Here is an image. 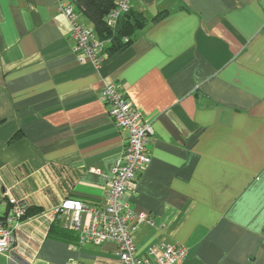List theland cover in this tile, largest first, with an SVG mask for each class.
Masks as SVG:
<instances>
[{
  "label": "crops",
  "instance_id": "0c3cea01",
  "mask_svg": "<svg viewBox=\"0 0 264 264\" xmlns=\"http://www.w3.org/2000/svg\"><path fill=\"white\" fill-rule=\"evenodd\" d=\"M59 2L71 0H0V220L11 199L33 211L0 264H119L112 243L47 237L62 201L102 207L127 138L99 97L108 83L151 131L150 163L123 199L152 216L135 251L264 264V0H132L146 25L100 70L73 54Z\"/></svg>",
  "mask_w": 264,
  "mask_h": 264
},
{
  "label": "built area",
  "instance_id": "2783aa9c",
  "mask_svg": "<svg viewBox=\"0 0 264 264\" xmlns=\"http://www.w3.org/2000/svg\"><path fill=\"white\" fill-rule=\"evenodd\" d=\"M132 0H115L114 8L106 18L108 28L131 10ZM59 12L67 19L73 42L72 51L79 62L88 61L100 70L107 55L104 42L99 40L91 26L80 23L78 10L70 3L59 2ZM99 97L107 106L113 123L127 132L122 153L115 159L110 175L105 177L102 207H93L77 199H66L48 212L51 222H59L64 230L76 234V245L99 246L112 243L119 264H177L185 257V248L176 244L149 245L137 253L132 236L139 224L151 223L152 216L135 213L123 199L136 193V182L150 163L149 140L151 131L139 111L116 83L102 86ZM9 215L0 220V254L8 253L15 245V220L25 213V206L14 200ZM85 222L82 223V217ZM70 264V263H68Z\"/></svg>",
  "mask_w": 264,
  "mask_h": 264
},
{
  "label": "trees",
  "instance_id": "16d2710c",
  "mask_svg": "<svg viewBox=\"0 0 264 264\" xmlns=\"http://www.w3.org/2000/svg\"><path fill=\"white\" fill-rule=\"evenodd\" d=\"M114 1L71 0L70 3L86 19L88 25L94 29L97 38L105 43L104 52L108 57L118 55L128 47L134 39L135 33L142 30L146 25V19L143 15L130 10L117 21L115 28H108L106 18L115 7ZM31 213L33 211L26 209L22 218ZM47 237L69 243L71 246L76 245L77 241L75 232L64 230L57 221L51 222Z\"/></svg>",
  "mask_w": 264,
  "mask_h": 264
}]
</instances>
